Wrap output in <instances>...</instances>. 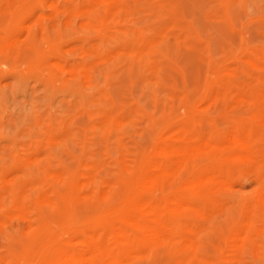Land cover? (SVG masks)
I'll return each mask as SVG.
<instances>
[{
	"label": "rangeland",
	"instance_id": "rangeland-1",
	"mask_svg": "<svg viewBox=\"0 0 264 264\" xmlns=\"http://www.w3.org/2000/svg\"><path fill=\"white\" fill-rule=\"evenodd\" d=\"M230 136L259 164L198 205L195 264H264V0H0V264H42L73 226L79 247L112 243L129 227L102 230V211L130 185L161 208L186 192L180 155L171 180L144 183L163 150L241 153ZM164 247L129 264L166 263Z\"/></svg>",
	"mask_w": 264,
	"mask_h": 264
},
{
	"label": "bare ground",
	"instance_id": "bare-ground-1",
	"mask_svg": "<svg viewBox=\"0 0 264 264\" xmlns=\"http://www.w3.org/2000/svg\"><path fill=\"white\" fill-rule=\"evenodd\" d=\"M246 137L249 136L246 135ZM229 139L232 143L239 144L242 150L241 153L235 152L233 154L229 153L223 155V151L221 152L219 145L212 148L213 150L210 155H208V153L205 155L207 149L211 151V148H208L209 146L205 147L203 145L204 147L202 150L194 148L193 145V147L186 145L183 142L178 149L173 151L171 149L163 150V161L158 160L153 164L151 169L152 176L146 178L144 183L149 184L153 181L160 182L161 180L163 181L164 178L171 180L172 173L170 166L173 162V156L175 155L176 157L180 155L181 159L177 162L179 166L186 163L185 169H190L191 171L187 177L180 181L181 185H185L184 189H186V192L182 191L179 187H172L173 189L170 193L164 194L165 207L161 208L142 195L143 187L134 189V185H130V194L127 195L128 200L127 202L125 201L126 204L117 210H103V221L101 223L102 230H114L116 228V223L122 221V223H125L129 227V230H124V227L120 229L119 227L118 231L115 233L114 241L112 239L113 242H110L111 244L107 238L109 236L103 235L97 238H92L90 236L88 238V243L85 242V245L79 247L81 244L79 245L80 242L77 238L80 229L73 226L69 230L71 232L70 239L66 242L58 241L53 244L51 247L56 250L55 255L42 262V264H129L131 258L133 256L135 257L137 253L139 254L142 249H145L150 242L163 243L166 247L164 248L168 249V259L166 263L164 262L163 264H195L194 256L196 251L200 249L196 243V236L199 231H195L192 224L194 218L201 215V209L198 205L202 204L203 206H207L213 201L215 191L212 185L214 182L218 181L222 175L225 174L230 177V175H235L238 171L248 170L259 164V162L257 163V158L261 156L260 148L254 147L251 140L244 138L238 139L236 136H230ZM210 143L212 144V142ZM210 143L209 145H211ZM196 170L198 171L195 176L196 183L193 184L194 181L190 179L194 176L191 177V173ZM64 191L67 190L64 188ZM105 195L104 193V197ZM91 198L92 197H90V199ZM67 216L73 224L78 221L77 214L73 211L72 206L69 208ZM176 234L183 241L181 247L175 241ZM81 238H83V236ZM184 249L187 251V254L183 253ZM29 256V253H27L25 263L33 264L35 260L33 261L34 258L31 259ZM37 257L38 256H35V258Z\"/></svg>",
	"mask_w": 264,
	"mask_h": 264
}]
</instances>
